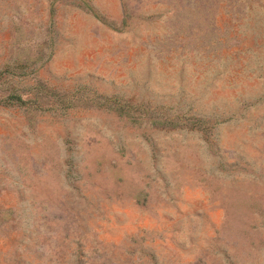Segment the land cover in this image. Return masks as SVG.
<instances>
[{
    "label": "rangeland",
    "instance_id": "obj_1",
    "mask_svg": "<svg viewBox=\"0 0 264 264\" xmlns=\"http://www.w3.org/2000/svg\"><path fill=\"white\" fill-rule=\"evenodd\" d=\"M0 264H264V0H0Z\"/></svg>",
    "mask_w": 264,
    "mask_h": 264
}]
</instances>
